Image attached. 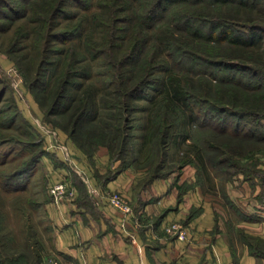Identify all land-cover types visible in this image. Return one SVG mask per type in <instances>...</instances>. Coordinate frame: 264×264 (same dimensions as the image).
Here are the masks:
<instances>
[{
	"label": "rangeland",
	"instance_id": "obj_1",
	"mask_svg": "<svg viewBox=\"0 0 264 264\" xmlns=\"http://www.w3.org/2000/svg\"><path fill=\"white\" fill-rule=\"evenodd\" d=\"M25 1L0 0V264H38L40 255L41 264L45 255L53 256L50 252L55 227L49 193L50 165L45 156L48 152L46 128L56 130L58 135L64 134L68 145L74 146L83 153L90 146H97L96 151L103 147L108 151L107 146L102 142L110 145L114 148L113 150L121 152L127 142V150L123 154L121 152L120 159L116 161L118 165L123 164V161H131L134 156H137L141 160L132 164L135 167L145 168L140 162L143 161L148 163L150 170L160 166V171H176V175L181 173L185 175L189 172L193 175V183L205 192L206 197L216 195L224 202L226 183L237 175L244 176V174L239 172L231 176L229 173H223L224 169L232 171L235 168L228 163L227 165L217 164L223 154L219 152V148H215V145H219L221 150L225 145L229 147L232 144L236 147L241 145L240 147L247 151L246 153H253L258 146L256 141L243 140L226 133L218 134L214 132L213 126L210 127L209 123L212 122L215 125L220 117V115H216V118L213 116L212 107L208 104L209 101L213 102L216 94L210 80L211 72L215 68L209 62L215 59L213 55L215 47L209 42L196 38L193 34L195 29L200 27L195 20V15L201 13L198 11L199 6L196 5L195 0L176 1L163 14L157 15L153 21L154 27L149 31V42L146 43V48L129 65V67L134 66L140 61L148 64L152 50L155 48L154 44L163 45L165 52L163 51L162 56L171 70L181 77L190 101L193 103L194 113L197 111L200 114L198 124H189L185 119L182 120L183 123L169 130L170 135L166 142L160 134L151 142V148L149 145H144L145 142L142 144V141L149 127L150 108L154 107L152 98L154 95L158 96L152 86H146L140 96L131 101L133 107L124 115L122 110L120 113L116 108L114 111L107 110L109 105L107 103L113 102L114 92L111 90L112 87L105 88L103 82L99 81V97H102L104 91H109L103 100L100 99L99 117L101 118L93 123V126L87 120L75 130L74 134H72L73 120L69 121L68 108L65 110V107L71 103L70 99L65 100L57 112L48 113L50 104L45 102L42 105L38 97L41 93L39 89H43V85L39 84L42 83L43 77L40 81L35 80L36 66L31 76H27L23 70L29 64L28 58L33 52L30 50L31 47H27L31 40L24 37V34H19L18 28L23 18L15 19L13 15L14 11L27 7ZM96 1L100 0H69L65 6L75 19L89 13L98 16L102 10L99 5H96L98 3ZM103 1L107 3L108 0ZM150 2L151 0H139L131 11L136 14L134 11L139 10L141 18L136 16V19L140 20L139 26H142V14ZM250 2L247 7L234 6L230 11L252 23L263 22L264 0H255V4H253L254 0ZM81 3L90 4V8H83ZM211 5L208 3L205 11H211ZM119 13L118 19H121L125 14ZM102 15H105V20L110 22L107 14L102 13L99 16ZM75 19L72 20L73 23L76 22ZM66 22L67 18H60L59 25ZM88 25L92 39L99 42V28ZM126 25V22L112 25L115 26L112 30L115 36L114 42H126L129 35L128 32L126 33ZM202 29L205 35L208 34L206 24ZM57 44L61 43L54 45ZM257 50L254 48L252 52L243 51V54L253 59L250 61L254 64L259 54ZM102 61L103 66H100ZM92 62L97 69L111 68L110 65L104 64L105 59L100 58ZM161 75L163 72L155 74V76ZM97 78L103 80V76L99 75ZM195 103L199 107L196 110ZM252 125L255 126V124ZM161 127L163 130L168 128L167 123L164 122ZM186 131L190 136L183 140L181 133ZM95 140H99L100 143L94 144ZM57 143L67 146V143L59 140V137ZM139 147H145L146 153H139L137 151ZM147 147H149L148 152ZM41 150H44L43 155L33 164L34 157ZM199 155L202 158H199ZM257 160L261 161L257 167L264 169V154L253 153L247 163L253 166ZM232 162L241 165L243 160L234 159ZM255 178L261 183L259 192L261 193L264 184L260 177L254 176V181L251 183L248 180V182L254 184ZM259 200L264 201V197Z\"/></svg>",
	"mask_w": 264,
	"mask_h": 264
},
{
	"label": "trees",
	"instance_id": "obj_2",
	"mask_svg": "<svg viewBox=\"0 0 264 264\" xmlns=\"http://www.w3.org/2000/svg\"><path fill=\"white\" fill-rule=\"evenodd\" d=\"M68 1L26 0L27 7L14 11L13 15L15 19L23 18L18 31L31 40L27 47H31L30 50L33 51L32 55L27 57L29 64L23 70L27 76H31L36 66L35 80L40 81L43 77L42 83H39L43 85V89H39V85L36 88L41 92L38 94L41 104L45 102L50 104L48 113L57 112L64 101L70 99L71 103L65 107V110L68 108L69 121L73 120L72 134L87 120L93 126V123L101 118L99 117L100 99L103 100L109 94V91H104L102 97H99L98 82L102 81L103 87H112L111 90L114 92L113 102L107 103L109 104L107 110L114 111L116 108L120 113L122 110L124 115L133 107L131 101L138 98L146 86L153 87L158 96L154 95L152 98L154 107L150 108L149 127L142 141V144L145 142L144 145H149L150 148L151 142L160 134L166 142L170 135L169 130L183 123L182 120L185 119L189 124L199 123L200 114L197 111L194 113L193 103L181 77L171 70L162 56L163 51L165 52L163 45H158V49L157 44H154L155 48L151 49L152 56L148 64L140 61L129 67L130 63H133L132 60L146 48L149 31L154 27L153 21L156 16L163 14L171 4L181 0H151L142 14V26H139L140 20L136 19L137 15L141 18L139 10L134 11L136 14L131 12L139 0H105L107 3L103 0L96 1L98 2L96 5L102 10L98 16L89 13L77 19L66 9L65 5ZM250 1L253 0H195L201 13L195 15L200 27L196 28L193 34L215 47L213 54L215 59L209 62L215 68L211 72L210 80L216 94L213 102L209 101L208 104L212 107L213 116L216 118V115H220V117L215 125L209 123L210 127L213 126L214 132L218 134L226 133L243 140L256 141L258 147L253 153L264 154V21L252 23L230 11L234 6L247 7ZM208 3L212 4V10L207 12L205 9ZM81 4L85 9L90 8V4ZM119 12L125 14L120 17L121 19H118ZM102 13L108 15L107 19H110V22L105 20V15L99 16ZM60 18H67V22L59 25ZM74 19L75 23L72 22ZM121 22H126V33L128 32L129 35L126 42L118 43L113 41L115 36L112 30L115 26L112 25ZM88 24L93 28H99V42L92 39ZM205 24L208 26L206 35L202 29ZM58 42L61 44L54 45ZM254 48L258 49L259 53L257 62L254 61L257 65L251 63L250 60L253 59L243 54V51L252 52ZM129 51L130 53L127 54ZM100 58L105 59L104 64L110 65L111 68H94L92 61ZM100 66H103V61ZM156 72H163V75L155 76ZM99 75L103 76V80L97 78ZM197 108L199 107L196 106L195 110ZM164 122L167 123L168 128L163 130L161 126ZM181 134L183 140L190 136L187 131ZM97 143L100 141L95 140L94 144ZM102 144L107 146L112 162L119 160L121 154L127 150V142L122 153L113 150L114 148L105 142ZM215 146L223 154L217 164L228 163L235 168L232 171L224 169L223 173L234 176L241 172L251 183L254 181V176L260 177L264 184V169L257 167L261 161L257 160L253 166L247 163L253 155L252 152L246 153L241 145L237 147L234 144L231 147L225 145L222 150L219 145ZM96 147L90 146L84 152L91 156L96 151ZM146 150L148 152L149 147ZM137 151L146 153L145 147H139ZM43 153L44 150L37 153L33 164ZM199 158L202 157L199 155ZM139 159L134 156L131 161H123L124 163L118 168L133 164ZM234 159L243 160V163L236 164L232 162ZM140 162L145 168L140 166L136 168L146 171L148 181L165 177L173 172H162L160 166L150 170L148 163ZM201 163L204 165L202 161ZM258 197L259 199L264 197V188ZM224 198L227 200L226 194Z\"/></svg>",
	"mask_w": 264,
	"mask_h": 264
},
{
	"label": "crops",
	"instance_id": "obj_3",
	"mask_svg": "<svg viewBox=\"0 0 264 264\" xmlns=\"http://www.w3.org/2000/svg\"><path fill=\"white\" fill-rule=\"evenodd\" d=\"M58 137L67 143L64 134ZM67 147L70 163L60 147L45 154L50 184L66 175L74 190L71 200L56 203L51 197L50 255L61 264H264V201L257 178L249 184L237 175L226 183L222 202L206 197L189 172L148 181L144 169L118 168L105 147L91 156ZM108 192H118L132 211L112 207ZM173 222L187 230L186 239L167 232ZM45 257L41 264H47Z\"/></svg>",
	"mask_w": 264,
	"mask_h": 264
},
{
	"label": "built area",
	"instance_id": "obj_4",
	"mask_svg": "<svg viewBox=\"0 0 264 264\" xmlns=\"http://www.w3.org/2000/svg\"><path fill=\"white\" fill-rule=\"evenodd\" d=\"M47 134V148L60 147L66 156L68 162L70 161V152L67 146L57 143L58 133L54 129L46 128ZM50 139V140H49ZM70 163V162H69ZM73 169H75L72 166ZM49 193L56 203L65 200H71L74 197V190L66 175H61L60 179L53 182L49 187ZM109 203L112 207L124 212L129 213L132 211L131 205L118 193L108 192L107 194ZM167 232L173 233L179 239H186L188 236L187 230L177 222L169 224L166 228ZM47 264H61L60 260L53 256L46 257Z\"/></svg>",
	"mask_w": 264,
	"mask_h": 264
}]
</instances>
